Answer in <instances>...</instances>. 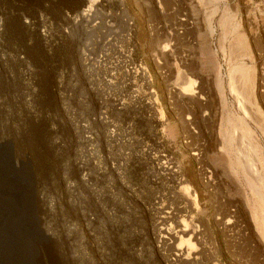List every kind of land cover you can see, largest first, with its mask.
I'll return each mask as SVG.
<instances>
[{
	"label": "rangeland",
	"instance_id": "1",
	"mask_svg": "<svg viewBox=\"0 0 264 264\" xmlns=\"http://www.w3.org/2000/svg\"><path fill=\"white\" fill-rule=\"evenodd\" d=\"M0 171L28 264H264V0H0Z\"/></svg>",
	"mask_w": 264,
	"mask_h": 264
},
{
	"label": "bare ground",
	"instance_id": "2",
	"mask_svg": "<svg viewBox=\"0 0 264 264\" xmlns=\"http://www.w3.org/2000/svg\"><path fill=\"white\" fill-rule=\"evenodd\" d=\"M235 72L240 75L241 79L247 81L246 80L247 76H246V72H245L244 69H242V68L241 69H237ZM182 79L184 80V78H182ZM229 82H230V86H232V82H233L232 77L230 78ZM179 85H180V87H179V93L178 94L181 97L185 96L187 98H191L190 95H192V93L191 92L189 93L188 85L186 83H182V84H179ZM243 124H244V122H243ZM238 126H239V124H238ZM244 130H245V128H244ZM250 155H252V154H250ZM250 171H251V169H250ZM1 174H2V172L0 171V175ZM251 174H253V173H251ZM253 189H255V188H253ZM259 199H261V198L259 197ZM15 202L16 201H13L12 197H11V199L6 198L3 195V193L0 192V205L4 206V209H6L3 212V214L0 213V217L3 218V225L2 224L0 225V237H3V239H4L3 240L2 238H0V264H28V260H30V245H31V242H13V240H12V236H14L15 233H16L17 221H18V218L20 216L19 214H17L16 209H15V212H14L13 207H15L14 206ZM18 254H19V258H18V260H16ZM21 254H22V256H21Z\"/></svg>",
	"mask_w": 264,
	"mask_h": 264
},
{
	"label": "crops",
	"instance_id": "3",
	"mask_svg": "<svg viewBox=\"0 0 264 264\" xmlns=\"http://www.w3.org/2000/svg\"><path fill=\"white\" fill-rule=\"evenodd\" d=\"M248 244L250 246H253L254 245L255 247H258L259 250H260V253L263 255V258H264V247H263V245H262L261 242H248Z\"/></svg>",
	"mask_w": 264,
	"mask_h": 264
}]
</instances>
